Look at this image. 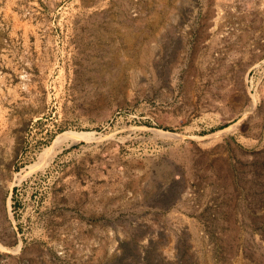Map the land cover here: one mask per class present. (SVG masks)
<instances>
[{"label":"rangeland","instance_id":"rangeland-1","mask_svg":"<svg viewBox=\"0 0 264 264\" xmlns=\"http://www.w3.org/2000/svg\"><path fill=\"white\" fill-rule=\"evenodd\" d=\"M0 264H264V0H0Z\"/></svg>","mask_w":264,"mask_h":264},{"label":"bare ground","instance_id":"bare-ground-1","mask_svg":"<svg viewBox=\"0 0 264 264\" xmlns=\"http://www.w3.org/2000/svg\"><path fill=\"white\" fill-rule=\"evenodd\" d=\"M82 138V136H73V137H69V138H65V139H62L60 141H57L56 143H54L45 153V156H44V159L47 157V156H52L54 154H57V152L61 149L62 145L68 143V140H74V141H78ZM53 157V156H52ZM49 161V160H48ZM41 164V163H40ZM45 164V163H44ZM37 166V165H36ZM35 166V167H36ZM39 166V165H38ZM37 166V167H38ZM44 166V165H43ZM36 167V168H37Z\"/></svg>","mask_w":264,"mask_h":264}]
</instances>
